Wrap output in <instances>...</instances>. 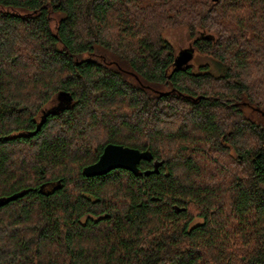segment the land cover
<instances>
[{
    "label": "trees",
    "instance_id": "trees-1",
    "mask_svg": "<svg viewBox=\"0 0 264 264\" xmlns=\"http://www.w3.org/2000/svg\"><path fill=\"white\" fill-rule=\"evenodd\" d=\"M168 28L212 66L176 69ZM247 108L264 0H0V264H264ZM113 142L152 159L86 177Z\"/></svg>",
    "mask_w": 264,
    "mask_h": 264
},
{
    "label": "water",
    "instance_id": "water-1",
    "mask_svg": "<svg viewBox=\"0 0 264 264\" xmlns=\"http://www.w3.org/2000/svg\"><path fill=\"white\" fill-rule=\"evenodd\" d=\"M193 58L192 49L181 50L175 57V67L182 68L189 66V61ZM152 153L149 150L140 151L138 149L109 143L100 154L98 160L85 166L83 174L86 177L101 176L114 169H124L132 173L138 172L141 161H150Z\"/></svg>",
    "mask_w": 264,
    "mask_h": 264
},
{
    "label": "rangeland",
    "instance_id": "rangeland-1",
    "mask_svg": "<svg viewBox=\"0 0 264 264\" xmlns=\"http://www.w3.org/2000/svg\"><path fill=\"white\" fill-rule=\"evenodd\" d=\"M162 33L167 41L175 49L176 55L184 49L193 50V58L189 61L190 67H195L197 64L203 63H209L212 66L213 61L211 58H207V56L205 55L202 56V54L200 55V53H198L197 50L192 47V39L190 38L189 33L185 28H168ZM54 105V102L51 100L46 104V106L50 108H53ZM245 112L256 122L264 124V114H262L261 112L249 108H247Z\"/></svg>",
    "mask_w": 264,
    "mask_h": 264
}]
</instances>
